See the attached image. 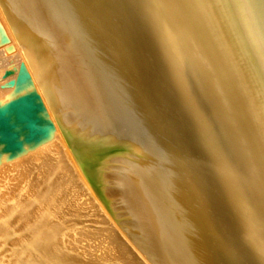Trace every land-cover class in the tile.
I'll use <instances>...</instances> for the list:
<instances>
[{
	"label": "bare ground",
	"instance_id": "1",
	"mask_svg": "<svg viewBox=\"0 0 264 264\" xmlns=\"http://www.w3.org/2000/svg\"><path fill=\"white\" fill-rule=\"evenodd\" d=\"M212 2L0 0V264H264V115Z\"/></svg>",
	"mask_w": 264,
	"mask_h": 264
},
{
	"label": "rangeland",
	"instance_id": "2",
	"mask_svg": "<svg viewBox=\"0 0 264 264\" xmlns=\"http://www.w3.org/2000/svg\"><path fill=\"white\" fill-rule=\"evenodd\" d=\"M225 2H227L228 6H229V9L227 8ZM213 6H211V10L212 11H215V8L217 9L218 13H219V16L217 19V22H219L218 26L220 27L219 28V32L221 33H225V31H227L228 33L229 32H233L235 34V37H237L238 39V43H239V47L241 49V52H240V55L238 54L239 57H236L235 55H232V54H229L228 52V55L226 57V60L229 62V64L231 65V68H232V73H233V76L237 79V82H238V85H237V89L238 91L240 92L242 98H243V101H244V107L246 106V110L247 112L251 113L253 116L257 117L258 118V115H260L261 113H263L264 115V106H262L261 109L257 108L259 107L258 104H257V101L255 98H253V95L255 97H257V100H259V102L264 105V70L263 68H261V64H260V61L234 11V8L230 2V0H213ZM209 6V7H210ZM228 9H226L225 8ZM209 7L205 6V10L206 12H210L211 10L209 9ZM151 12V11H150ZM188 16V15H187ZM187 16H183L181 20H184ZM217 17V16H216ZM219 19V20H218ZM197 20H192V22L189 24L187 23L186 24V27L185 28H179L177 30L178 31H183L185 32L186 30V35L188 37V40L189 42L191 43L192 40L198 35L200 34L203 30H207V25H204L202 28H200L199 30L196 28V26L198 25L197 24ZM217 26V27H218ZM5 37V34H0V42H2V39ZM204 40L207 42V40H209L208 38H204ZM197 41V40H196ZM196 41H194L196 43ZM201 41V39L199 40V42ZM202 43V42H201ZM204 43V41H203ZM198 45L199 43L197 44L196 43V47L198 48ZM234 47V46H233ZM238 45H237V48H239ZM2 48V46H0V49ZM196 48L195 47H192V50H195ZM234 49L236 50V48L234 47ZM232 49L230 52H235V50ZM174 52L172 51L171 53H169V51H165V55L164 57H167L168 58H171L172 60L174 59V57L172 58V54ZM238 53V52H237ZM171 54V55H170ZM176 55V54H174ZM171 56V57H170ZM244 58H247L250 59L251 63L253 64V67L255 69V78H256V81L252 79V81H248L247 78L244 77V74L245 72H247V68L244 66V63H243V59ZM175 60V59H174ZM204 63H205V67L204 68H209V73H211V70H213V64L211 65L210 62L208 61H205L204 60ZM211 65V66H210ZM244 67V68H243ZM15 68V63L10 60H8V63L7 65L5 66V70H4V74L13 70ZM180 73L175 76V80L177 78V82L182 85L185 86V83L187 82L186 79H183V75L181 77L183 78H179ZM217 76V75H216ZM225 78V76H223ZM179 79H180V82H179ZM218 79H221L218 77ZM186 82H185V81ZM191 80V79H190ZM189 80V81H190ZM184 83H182V82ZM187 82L188 84L190 82ZM219 81V80H218ZM222 81V80H221ZM191 84V83H190ZM187 85V84H186ZM226 88L224 85L220 86L218 88V92L220 93V100L223 102H225L224 104H227L228 103V100H227V97L225 96V93H226ZM260 90V91H259ZM196 99H195V103L194 106H198L196 105ZM219 102V100L217 101ZM220 103V102H219ZM229 103H232L229 101ZM228 103V104H229ZM200 104V102H199ZM200 106V105H199ZM263 110V111H261ZM260 128L261 129H264V122L260 124ZM209 130L210 132V129H207ZM213 131V130H211ZM264 132V131H263ZM210 133H213V132H210ZM247 155L251 156V158H255L256 155L255 154H252L257 148L255 147L254 143L251 144V145H248L247 146ZM261 152L263 153L264 155V147H262V150ZM257 189L258 190H263L264 191V185L260 186V185H256ZM264 198V196H263ZM261 211L264 212V205L262 206L261 208Z\"/></svg>",
	"mask_w": 264,
	"mask_h": 264
},
{
	"label": "water",
	"instance_id": "3",
	"mask_svg": "<svg viewBox=\"0 0 264 264\" xmlns=\"http://www.w3.org/2000/svg\"><path fill=\"white\" fill-rule=\"evenodd\" d=\"M264 70V0H230Z\"/></svg>",
	"mask_w": 264,
	"mask_h": 264
}]
</instances>
